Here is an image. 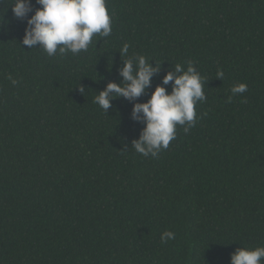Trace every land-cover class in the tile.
<instances>
[{"label": "trees", "instance_id": "16d2710c", "mask_svg": "<svg viewBox=\"0 0 264 264\" xmlns=\"http://www.w3.org/2000/svg\"><path fill=\"white\" fill-rule=\"evenodd\" d=\"M11 2H0V264H231L264 246V0H106L111 35L52 57L23 45ZM139 55L161 70L105 113L95 97ZM189 61L205 78L200 119L144 157L133 107L157 86L170 93L164 77Z\"/></svg>", "mask_w": 264, "mask_h": 264}, {"label": "clouds", "instance_id": "9594fccd", "mask_svg": "<svg viewBox=\"0 0 264 264\" xmlns=\"http://www.w3.org/2000/svg\"><path fill=\"white\" fill-rule=\"evenodd\" d=\"M36 3L41 7L30 18L29 14L33 11L31 0H12L9 5L17 19L27 20L23 45L30 48L39 45V49L49 57L57 52L64 56L87 51L95 35L109 37L112 33V19L106 0H36ZM119 51L121 57H128L129 45L125 44ZM123 63L120 70L123 83H109L94 99V103L105 113L112 107L114 99L133 101L144 95L151 86L153 76L161 70V64L156 63L153 67L143 55L123 59ZM223 77L224 72L218 71L217 79L223 80ZM170 82H173L170 93L166 87L157 86L146 103H136L133 107L132 118L146 126L140 138L132 142V148L144 157L151 155L155 158L162 150H167L170 142L176 139L178 125L187 133L200 119L196 106L206 101L205 78L195 65L189 61L185 70L182 64H176L174 71L164 77L163 85ZM12 83L17 82L13 80ZM247 90V84L234 85L228 102ZM80 91L84 93V88ZM170 239H175L170 230L161 235L162 243ZM262 261L264 246L251 250L238 248L231 255V264H262Z\"/></svg>", "mask_w": 264, "mask_h": 264}]
</instances>
